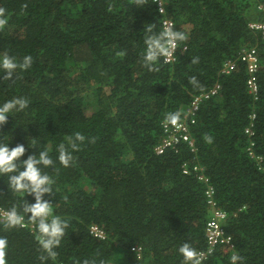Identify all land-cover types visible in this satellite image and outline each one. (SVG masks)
<instances>
[{
	"label": "trees",
	"instance_id": "obj_1",
	"mask_svg": "<svg viewBox=\"0 0 264 264\" xmlns=\"http://www.w3.org/2000/svg\"><path fill=\"white\" fill-rule=\"evenodd\" d=\"M163 2L187 39L174 64L161 60L149 70L144 38L150 26L163 30L155 0H0V56L33 58L12 81L0 72V105L28 101L0 126V141L24 144L22 159L47 150L55 160L67 137H86L68 167L56 161L43 169L53 181L45 199L68 223L56 255L41 248L27 216L9 228L0 215L4 264H232L233 255L236 264H264V173L248 152L253 141L264 160V44L249 28L264 17L251 0ZM253 47L260 56L258 100L240 61ZM227 60H237V69L223 75ZM217 83L218 95L202 103L191 125L196 152L183 144L156 154L166 117L183 120L194 96ZM185 163L200 166L209 183L184 174ZM210 187L217 209L230 214L225 232L234 250L219 246L201 261ZM25 201L34 198L13 193L0 178L1 209L22 212ZM93 225L105 240L91 234ZM186 243L194 252L188 260L179 252Z\"/></svg>",
	"mask_w": 264,
	"mask_h": 264
},
{
	"label": "clouds",
	"instance_id": "obj_2",
	"mask_svg": "<svg viewBox=\"0 0 264 264\" xmlns=\"http://www.w3.org/2000/svg\"><path fill=\"white\" fill-rule=\"evenodd\" d=\"M257 8V6H256ZM258 11V10H257ZM260 13V12H259ZM154 26L148 28V35L144 38L143 62L149 70L153 66L163 60L167 63L168 60L176 52L179 43L187 39L183 32L175 31L165 27L159 33L152 31ZM33 58L25 56L21 62H17L15 57L9 55L0 56V72L3 73V78L9 81L14 79L17 70L27 71L31 68ZM196 63V60L192 61ZM196 84L195 78L191 81ZM28 101L24 98H13L0 105V126L5 125L12 113L20 112L26 109ZM179 119V114H169L166 117V123L175 125ZM86 140V137L76 132L72 136L67 137L66 143H61L57 148V156L54 160L47 150L39 151L38 154L30 155L27 159H22L26 154L24 144H17L11 147L8 142L0 141V178H4L8 182V187L13 193L23 196L27 193L28 196L34 198L33 203L25 201L23 203L22 212L13 207L6 214V226L14 228L22 225L25 216L35 225L37 231V240L41 248L50 257L56 255L55 249L61 244L65 231L68 228V223L58 216L53 215L52 204L45 199L46 195L52 194L53 181L49 175L45 174L43 169L54 167L56 161L64 167H68L73 160V153L79 151L80 145ZM208 143H211L210 137H205ZM5 241L0 240V264L3 262V248ZM181 255L186 260L190 259L194 252L186 243L179 249ZM240 259L237 255L231 257L232 264Z\"/></svg>",
	"mask_w": 264,
	"mask_h": 264
},
{
	"label": "built area",
	"instance_id": "obj_3",
	"mask_svg": "<svg viewBox=\"0 0 264 264\" xmlns=\"http://www.w3.org/2000/svg\"><path fill=\"white\" fill-rule=\"evenodd\" d=\"M158 5L159 12L163 16L162 19V28L165 27L171 28L176 31V24L173 19L167 18L166 8L163 0H155ZM257 10L264 17V0H258L257 2ZM249 28L255 32L260 33L262 37V42L264 44V21H253L249 24ZM178 49L179 46L174 53V55L168 60L166 64H174L178 59ZM240 61L245 63L247 66V70L249 73L248 80V92L253 96L255 100H258L260 89L258 82V72L260 69V56L257 47H253L250 49H243L240 53ZM237 69V60H227L224 63V66L221 70L223 75H230ZM221 86L219 83L213 87L209 92L202 93L200 95L194 96L191 105L185 112L184 119L181 121H177L175 125L171 123H166L165 121L162 123V131H163V139L162 142L155 148V152L158 155H163L167 150L174 149L176 152L179 151V147L183 144L189 146L192 152H196L195 140L191 134V125L195 124L196 116L200 107L204 101L209 100L210 98L218 95ZM255 119V115L252 116V120ZM247 134L250 138L254 137V132L252 129H247ZM255 143L251 141L250 147L248 149L249 155L252 159L256 160L258 163L259 169L264 173V160L262 157H257L254 151ZM184 174H190L191 171L197 174L199 181H202L206 184L209 183V179L203 174V169L195 165L191 170V167L188 163L183 165ZM213 189L210 187L208 190L209 202L208 204L211 206V218L207 222L205 228V235L207 239L208 249L202 253L198 254L199 260H205L211 255L216 248L219 246H225L227 251L232 252L234 250L233 239L231 236L227 235L225 232V225L227 220L230 217L225 211L219 210L216 207V203L212 198ZM8 211H5L0 208V215L2 220H6V214ZM91 234L101 240L106 239L105 231L99 227L98 225L91 226ZM142 249L140 247H136L137 258L139 261L142 260Z\"/></svg>",
	"mask_w": 264,
	"mask_h": 264
},
{
	"label": "rangeland",
	"instance_id": "obj_4",
	"mask_svg": "<svg viewBox=\"0 0 264 264\" xmlns=\"http://www.w3.org/2000/svg\"><path fill=\"white\" fill-rule=\"evenodd\" d=\"M251 1H252L251 8L255 12V8H256L257 4H255V0H251Z\"/></svg>",
	"mask_w": 264,
	"mask_h": 264
},
{
	"label": "crops",
	"instance_id": "obj_5",
	"mask_svg": "<svg viewBox=\"0 0 264 264\" xmlns=\"http://www.w3.org/2000/svg\"><path fill=\"white\" fill-rule=\"evenodd\" d=\"M258 0H255V4H257Z\"/></svg>",
	"mask_w": 264,
	"mask_h": 264
}]
</instances>
